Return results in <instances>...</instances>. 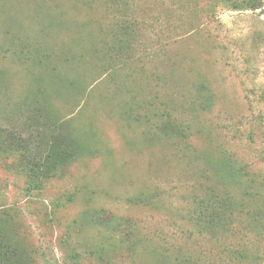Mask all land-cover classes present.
<instances>
[{
    "label": "rangeland",
    "instance_id": "1",
    "mask_svg": "<svg viewBox=\"0 0 264 264\" xmlns=\"http://www.w3.org/2000/svg\"><path fill=\"white\" fill-rule=\"evenodd\" d=\"M232 1L0 0V264H264V0Z\"/></svg>",
    "mask_w": 264,
    "mask_h": 264
},
{
    "label": "trees",
    "instance_id": "2",
    "mask_svg": "<svg viewBox=\"0 0 264 264\" xmlns=\"http://www.w3.org/2000/svg\"><path fill=\"white\" fill-rule=\"evenodd\" d=\"M232 3L235 8L257 7L255 0H233ZM203 203V214L198 218V220L201 224L205 223L210 228H215L216 221L220 223L223 220L222 218L225 217V214H221V208L225 205V203H228L227 199L210 198V201H208L207 203ZM8 252L11 251L9 250L7 245L0 242V254H2L1 256H6Z\"/></svg>",
    "mask_w": 264,
    "mask_h": 264
}]
</instances>
